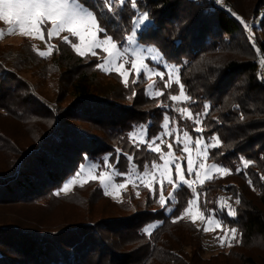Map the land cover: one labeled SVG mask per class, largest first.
I'll list each match as a JSON object with an SVG mask.
<instances>
[{
  "label": "trees",
  "instance_id": "1",
  "mask_svg": "<svg viewBox=\"0 0 264 264\" xmlns=\"http://www.w3.org/2000/svg\"><path fill=\"white\" fill-rule=\"evenodd\" d=\"M252 1L254 44L232 12L245 16L236 0H223L221 7L211 0H138V12L149 14L148 24L137 33L138 43L179 69L192 98L181 107L195 114L209 105L208 115L201 117L202 135L206 140L216 135L221 143L209 150L208 160L232 173L199 185L198 206L207 216L226 200L237 216L224 213L220 218L228 229H238L241 242L206 259L203 228L198 231L187 219L173 222L192 196L187 188L171 213L161 208L156 193L147 192L143 204L133 203L132 196L113 202L98 180L61 193L85 157L101 165L97 173L108 171L102 160L107 154L110 164L126 171L128 161L117 149L133 155L141 172L146 163L158 162V155L134 144L129 133L146 125L149 139L159 135L168 111L158 105L172 104L167 96L178 93V86L153 98L145 78L133 85L130 75L125 87L115 72L105 74L96 67L98 57L79 56L60 37L52 38L58 50L47 57L24 39L16 50L0 46V118L16 121L29 140L18 144L17 136L0 129V264H264V0ZM81 2L89 8L95 4ZM136 15L125 6L122 19L102 18L101 23L108 35L122 41ZM30 67L37 76L57 75L51 103L19 76ZM155 82L163 88L162 81ZM177 122L194 139L200 135L191 121ZM244 160L252 163L244 168ZM236 198L241 204H235ZM157 221L162 223L151 235L142 231ZM217 231L221 229L212 234ZM257 244L259 252H248Z\"/></svg>",
  "mask_w": 264,
  "mask_h": 264
},
{
  "label": "snow or ice",
  "instance_id": "2",
  "mask_svg": "<svg viewBox=\"0 0 264 264\" xmlns=\"http://www.w3.org/2000/svg\"><path fill=\"white\" fill-rule=\"evenodd\" d=\"M219 2V0H217ZM125 6H130L133 10L137 11L136 17L132 20L131 34L127 35L122 41H116L113 36L108 35L107 28L101 23L102 18H107L109 22L117 20L120 17V13ZM99 14V16H98ZM0 21L4 22L8 27V33L12 34L18 32L29 38H37L44 41V31L47 30L48 41L54 37H59L60 33L67 32L70 35L63 37V42L69 44V46L81 57H99L100 53L97 49L101 50L105 54V58L102 63L96 65L97 68L106 72H115L120 78L125 87L129 86V77L133 76L131 83L137 84L141 79L151 76H157L160 81H163V88L158 89L156 82L148 84V94L153 98H159L165 95V89H171L173 84L178 86V94L168 93L167 98L172 104L161 102L158 106L163 108L171 107L175 111L180 120L191 121L193 125V132L199 133L193 140L190 132L186 128H180L179 123L174 121L167 112L163 114V123L161 128L163 131L155 137H147V126L140 125L139 132L133 131L129 133V139L136 140L139 144L144 145L149 152L156 153L159 160H162V164H158L156 160L151 162V165L145 164L143 172L140 171L139 166L134 162V156L128 153H123L117 149V155H123L128 161L127 169L124 173H121L113 164L109 163V156L105 155L103 160V166L110 171H101L97 176L95 173L97 169L101 167L100 164L90 162L88 157H85V163L79 166L78 171L74 177L65 182L60 191L67 194L71 191L72 187L78 183L80 177H84L79 181L80 186L89 180H98L105 195L119 196L121 189H126L127 182L131 181L133 187H137L135 180H139L144 184V187L150 188L155 196V189L152 187L157 183L155 170H159V184L160 194L158 203L161 208L166 212H173L175 205L179 203V193L185 188L189 189L192 193L191 198L187 199V207L183 209L180 216L175 217L173 222L183 220L187 218L193 225H196L197 220L205 222L203 232L216 231L221 229L223 236H217L216 239L221 246L225 243L229 247L233 246V242L240 243L237 239L238 229H228L223 219L220 218L221 214L226 213L227 216L235 218L237 216V210L230 204H220L217 209H213L209 215L205 216V212L199 208V198L202 193L197 192L195 188L189 184L188 180L184 178L185 168L182 167V162L177 159H167L165 154H162L160 145L165 143L164 137L172 138V143H168V157L173 156V144H175L180 151L188 153L186 159V171L191 176L195 170L194 165L198 166L199 170H203V178H201V171H195L196 178L199 180L201 187L207 180L213 179L212 172L219 173L221 175L232 174L227 168L219 166L215 163L206 165V161L210 159L211 153L209 149L218 147L221 143L218 136L213 135L210 138L205 139L202 135L204 128L201 126L203 120L201 115L207 116L209 105L205 104L203 113H192L187 107H177V103L186 104L190 103L192 98L186 92L185 85L181 82L179 75V69L175 66H168L169 71L167 73L163 71H157L152 68L150 63L146 62V58L143 55L144 49L137 46L133 49L130 46L136 44L137 33L145 22L149 21L148 13L138 12V0H95V4L92 8H89L86 4H83L81 0H0ZM244 23L243 21H241ZM51 25L48 27V25ZM244 27L249 29V39H254L250 32V25L244 23ZM4 35V32L0 30V37ZM47 51L38 50L33 45V50L37 51L40 57H47L54 50H58L55 45L48 44ZM149 53H156L151 56L152 60L158 63H164V58L156 52L155 49H147ZM257 51H259L257 49ZM261 67L264 68V57L260 59ZM134 70V73H133ZM167 75V80H165ZM264 82V80H262ZM135 96V92H133ZM238 107V106H237ZM243 119V117H241ZM170 124L175 126L170 128ZM182 133L183 140L180 138ZM175 134V135H174ZM159 141V143H157ZM195 145L196 157L192 156V147ZM135 147V145H134ZM198 162V165H197ZM252 162L244 160V168H247ZM151 167L152 171L149 170ZM171 168L175 170V176L177 180L173 179V173ZM241 169H237L239 172ZM86 174V175H85ZM117 177H123L125 182H116ZM261 180H264V175L261 176ZM167 184L173 186V192L169 193L166 198L163 195V188ZM249 185H252V181H248ZM60 193L58 192L57 195ZM139 195V193H136ZM231 199V198H229ZM235 204H241L239 198L235 199ZM195 206V210H193ZM162 222H155L147 225L143 232L151 235V230L159 226ZM197 230L200 228L197 226ZM229 233L231 235L229 236Z\"/></svg>",
  "mask_w": 264,
  "mask_h": 264
},
{
  "label": "rangeland",
  "instance_id": "3",
  "mask_svg": "<svg viewBox=\"0 0 264 264\" xmlns=\"http://www.w3.org/2000/svg\"><path fill=\"white\" fill-rule=\"evenodd\" d=\"M211 1H212V5L214 7H221L222 6L221 1H223V0H219V2H217V0H211ZM236 1H238V3H239V6L238 7H239V9L242 12H244L245 16H241V15H238L237 13H235V9L234 10L231 9L232 12L235 15L238 16L237 18L239 19V21H243L244 23H246V24H248V25L251 26L250 27V32L252 30L255 33L256 29L253 27V24H254V20L255 19L253 18L252 15H250L251 14V11L253 9V6H254L253 4L255 2L252 1V0H236ZM140 13H142V12H140ZM244 23H242V26H243V28L245 30L246 35H247V32H249V29H246L244 27ZM145 24L147 25L148 24V21L145 22ZM50 26L51 25L49 24L48 27H50ZM143 26H145V25H142L141 28ZM8 27H9V25H6L4 22L0 21V30H2L4 32V35L2 37H0V46H5L6 47V48H3L2 47L3 49H1V50H4V51L5 50H8L7 47H10L13 50H16L21 45L20 43L24 39H27V40H31L32 41V43H33V45L35 46L36 49L42 50V51H47V46L48 45L45 43V41H48L47 30L46 29L44 31V41H42V40L37 39V38L25 37L24 35L19 34L18 32L9 34L8 33ZM66 35H70V34L67 33V32H63V33H60L59 37L61 39H63V37L66 36ZM251 35H252V32H251ZM259 36H260V34H259ZM59 37H54V38L55 39H58ZM252 37H254V36L252 35ZM136 42H137L136 44H133L130 47L133 48V49H135V48H137V46H139L140 48L144 49L143 55L146 58V62L150 63V65H151L152 68L156 69L157 71H163L165 73H167L170 70L169 67H168L169 65H167L165 63H158L157 61L152 60L151 59V56L152 55H155L156 53L155 52L154 53H149L147 51V49H150V48H145L140 43H138L137 37H136ZM256 42H257V40H256ZM48 44H52L53 45L52 39L50 41H48ZM151 49H153V48H151ZM97 52L100 53L98 59L101 60V63H102L103 59L105 58V54L102 53V51L99 50V49H97ZM222 56L224 58H226L227 57V53L226 54L224 53ZM170 66H173V65H170ZM30 69H32V70H30ZM30 69H28V68L21 69V72L19 73V76H21L24 80H26V81L30 82L31 84H33L34 87H36V89H38V90H36L38 92V94L46 102L51 103L53 101V99H54V93H55V89H56V80H57L56 77H57V75L56 74H48L46 76H37V73H36L37 71L35 69H33V67H30ZM103 72L105 74L109 73V72H106V71H103ZM133 73H134V70H133ZM167 78H168L167 75H165V80H167ZM145 79H146V83H144V86H145V88H146V90L148 92V88H147L148 84H152L153 82H155L156 80H158V77L157 76H151V77H146ZM162 83H163V81H162ZM176 94H178V93H176ZM176 106L177 107H181L180 104L179 105H176ZM201 109H202V111H205L204 106ZM167 111H168L169 116L172 117L174 121H178L179 116H178V114L175 111H174V113H175L176 117L172 116L173 109L170 111V107H169V108H167ZM202 116L203 115H201V117ZM173 126H175V125L174 124H170V128L173 127ZM21 127H20V125L17 124L16 121L12 122V120H10V119L0 118V129H2L3 131L5 129L8 130V134H7L8 136L10 135L9 133L17 136L18 137V144H21L23 142H25V144H26V143L29 142V140H27V133H26L27 131L24 130V129L19 131V129H21ZM134 131L139 132V129L134 130ZM180 138H181V140L184 139L183 136H182V133L180 134ZM164 140H165V143H163V144L160 145L162 154H165V158H167V159H173V158H175L179 162H182V167L185 168V176H184V178L187 179L188 182H189V184H191L192 187L196 189L200 185V182L196 178L195 171H201V178H203V170H199L198 169V166H195L194 165L195 170H194L193 174L191 176H189L187 174V171H186V159H187L188 153H183L182 151H180V149L175 144H173V149H172L173 156L172 157H168L166 155L168 153V151H169L167 145H168V143H172V138L165 136L164 137ZM193 140H194V138H193ZM132 141H133L134 144L136 143L138 145H142V144H139L134 139H132ZM157 143H159V141H157ZM190 146L193 149V151H192L191 154H192L193 158L195 159V157H196L195 145L192 144ZM211 149H209V150H211ZM157 163L158 164H162L163 161L162 160H159ZM212 163L213 162H210L209 160L206 161V165L212 164ZM197 165H198V162H197ZM149 170L152 171L151 167H150ZM108 171H110V169H108ZM171 171L173 173V179L174 180H177L178 177L175 176V170H174V168H171ZM95 174L98 176L99 173H97V171H96ZM155 176H156L157 183L154 186H152V187L155 189V193L157 194V197L159 198V194H160V184H159V170L158 169L155 170ZM212 176L213 177H222V176L224 177L225 175H221L219 173L212 172ZM83 178L84 177L77 178L78 179V183L76 185H80L79 181L81 179H83ZM133 180H135V182L137 184V187H133V183L131 181H129L126 184V189H121L120 190L119 196H115V195H106V196L108 198H110V200H112L113 202L123 201L122 199L124 198V196H126V199H129L130 196H132L134 198V199H131L133 201V203L137 202L139 204H143L145 202V200H146L145 198L147 196V192H149L150 194H152L153 191L150 190V188L144 187V184L141 183L139 180H136L135 177H133ZM116 182H118V183L125 182V180L123 178L122 181H116ZM99 185H100V183H99ZM137 192L139 193V195L136 194ZM172 192H173V186L167 184L166 181H165V185H164V188H163V195L167 198L169 196V193H172ZM61 193H64V192L61 191ZM155 197H156V195H155ZM221 197L224 198V195H221ZM224 203H227V201L223 199V201L221 202V204H224ZM193 210H195V206H194ZM185 219H187V218H185ZM196 224L198 226L202 227V228L205 226V222H202L199 219L197 220ZM216 230H220V229H216ZM212 232L213 231H209L207 233V239L206 240H207L208 245H207V252L204 255V257L206 259L207 258H211L213 255H216L219 252H225L226 253L229 250V246H228L227 243H225L224 246H221L219 244V242L217 241V239H216L217 236H223L224 235L223 231H221V232L217 231L215 234H212ZM230 235H231V233H229V236ZM258 246H259L258 244L256 246H253L252 249L251 248L248 249V252L249 251H251L253 253L259 252L261 249L258 248ZM219 262H221V259H219ZM211 264H213V263H211ZM229 264H234V262L229 263Z\"/></svg>",
  "mask_w": 264,
  "mask_h": 264
},
{
  "label": "built area",
  "instance_id": "4",
  "mask_svg": "<svg viewBox=\"0 0 264 264\" xmlns=\"http://www.w3.org/2000/svg\"><path fill=\"white\" fill-rule=\"evenodd\" d=\"M247 35H248V37H249V32H247ZM253 35V34H252ZM254 38V37H253ZM253 44L254 43H256V40H255V38L254 39H251L250 40ZM260 72H261V74H262V77L264 76V72L262 71V70H260Z\"/></svg>",
  "mask_w": 264,
  "mask_h": 264
}]
</instances>
